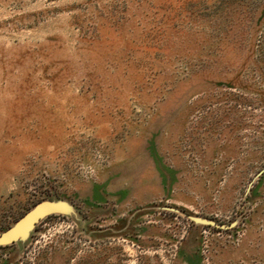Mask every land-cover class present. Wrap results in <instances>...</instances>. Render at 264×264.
Masks as SVG:
<instances>
[{"label":"rangeland","instance_id":"rangeland-1","mask_svg":"<svg viewBox=\"0 0 264 264\" xmlns=\"http://www.w3.org/2000/svg\"><path fill=\"white\" fill-rule=\"evenodd\" d=\"M41 201L0 264H264V0H0V232Z\"/></svg>","mask_w":264,"mask_h":264},{"label":"water","instance_id":"water-1","mask_svg":"<svg viewBox=\"0 0 264 264\" xmlns=\"http://www.w3.org/2000/svg\"><path fill=\"white\" fill-rule=\"evenodd\" d=\"M68 211V205L64 202L41 201L32 209L19 218L13 226L0 232V245L13 243L28 236L29 231L34 228L36 223L44 216L51 213H63ZM196 222L216 226L219 228H228L230 225L219 224L213 220L194 217Z\"/></svg>","mask_w":264,"mask_h":264}]
</instances>
